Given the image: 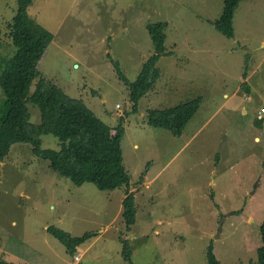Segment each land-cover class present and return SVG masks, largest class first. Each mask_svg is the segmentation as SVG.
<instances>
[{
	"label": "rangeland",
	"instance_id": "obj_1",
	"mask_svg": "<svg viewBox=\"0 0 264 264\" xmlns=\"http://www.w3.org/2000/svg\"><path fill=\"white\" fill-rule=\"evenodd\" d=\"M223 8L224 0H34L29 17L54 36L40 72L109 126L124 123L137 215L135 225L125 224L126 188L76 187L34 157L29 144H16L0 161L2 261L129 264L128 242L132 264H207L211 245L221 264H259L264 0L239 4L233 39L214 26ZM18 10V0H0V76L17 54L10 26ZM158 22L167 23L169 55L158 60L160 78L134 112L119 71L136 82L157 57L148 25ZM198 98L200 110L180 137L148 124L151 111ZM6 101L0 86V123ZM29 110L31 122L39 123L38 107ZM59 148L57 137L42 136L43 150ZM51 227L73 239L91 238L71 254Z\"/></svg>",
	"mask_w": 264,
	"mask_h": 264
},
{
	"label": "trees",
	"instance_id": "obj_2",
	"mask_svg": "<svg viewBox=\"0 0 264 264\" xmlns=\"http://www.w3.org/2000/svg\"><path fill=\"white\" fill-rule=\"evenodd\" d=\"M243 1L248 0H224L222 14L214 23L215 29L228 39L234 38L235 12ZM33 2L34 0H18L19 10L10 26L17 54L13 60L6 62V69L0 76V86L8 97V112L0 123V161L10 156L16 144H29L34 157L49 162L52 171L71 181L76 187L92 184L103 192L126 188L128 194L124 202V221L129 227L133 226L137 211L135 198L131 193L132 178L124 161V123L117 127L109 126L81 100L70 97L40 72V62L53 43L54 36L29 17L28 10ZM166 27L167 23L164 22L148 25V32L158 55L145 65L144 72L136 82H130L117 67L122 81L130 88L134 112L160 78L158 60L169 55L165 52ZM35 81L37 83L32 93ZM201 103L202 99L198 98L173 108L153 110L148 115V124L180 137L185 126L200 110ZM30 104L37 106L41 113V120L37 124L31 122ZM45 135H53L59 139V151L42 149V136ZM239 213L234 212L233 215ZM260 231L262 246L258 250V263L264 264V220ZM49 232L71 254L91 238L86 235L73 239L69 233L56 227H51ZM124 257L132 264L128 242L125 243ZM0 264L9 263L0 259ZM207 264H221L212 245L207 251Z\"/></svg>",
	"mask_w": 264,
	"mask_h": 264
},
{
	"label": "crops",
	"instance_id": "obj_3",
	"mask_svg": "<svg viewBox=\"0 0 264 264\" xmlns=\"http://www.w3.org/2000/svg\"><path fill=\"white\" fill-rule=\"evenodd\" d=\"M248 81V80H247ZM245 84H246V81H245ZM256 140L257 141H259V137L258 136H256ZM142 187V186H141ZM132 194L134 193V191L132 190V192H131ZM125 200H126V198L124 199V202H125Z\"/></svg>",
	"mask_w": 264,
	"mask_h": 264
},
{
	"label": "built area",
	"instance_id": "obj_4",
	"mask_svg": "<svg viewBox=\"0 0 264 264\" xmlns=\"http://www.w3.org/2000/svg\"><path fill=\"white\" fill-rule=\"evenodd\" d=\"M118 107L120 108L121 106L119 105ZM75 260L76 261H79L80 260V257L76 256Z\"/></svg>",
	"mask_w": 264,
	"mask_h": 264
}]
</instances>
